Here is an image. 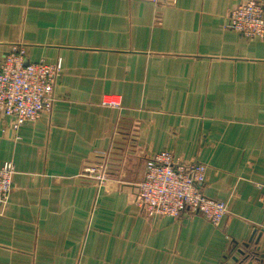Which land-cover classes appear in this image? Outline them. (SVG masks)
<instances>
[{
  "label": "crops",
  "instance_id": "0c3cea01",
  "mask_svg": "<svg viewBox=\"0 0 264 264\" xmlns=\"http://www.w3.org/2000/svg\"><path fill=\"white\" fill-rule=\"evenodd\" d=\"M245 1L0 0V65L13 42L62 61L51 112L0 116V264H264V39L226 27ZM161 151L208 164L219 227L140 210ZM106 157L100 185L85 170Z\"/></svg>",
  "mask_w": 264,
  "mask_h": 264
},
{
  "label": "built area",
  "instance_id": "2783aa9c",
  "mask_svg": "<svg viewBox=\"0 0 264 264\" xmlns=\"http://www.w3.org/2000/svg\"><path fill=\"white\" fill-rule=\"evenodd\" d=\"M226 27L250 40L264 39V4L260 0L239 4L230 12ZM25 53L22 42H13L0 65V116L12 119L13 130L52 111L55 87L62 71L61 59L26 63ZM106 103L120 105L116 98H110ZM207 170L204 162L177 158L170 151L158 152L146 161L144 179L137 185L136 204L150 217H179L189 211L201 214L219 227L228 212V203L203 192ZM85 171L100 185L106 184L108 157ZM15 173L13 162L0 164V204H5L11 195Z\"/></svg>",
  "mask_w": 264,
  "mask_h": 264
},
{
  "label": "rangeland",
  "instance_id": "374dc122",
  "mask_svg": "<svg viewBox=\"0 0 264 264\" xmlns=\"http://www.w3.org/2000/svg\"><path fill=\"white\" fill-rule=\"evenodd\" d=\"M109 99H110V98H109ZM157 153H158V152H157ZM154 154H156V153H154ZM154 154H153V155H154ZM153 155H152V156H153ZM187 160H190V159H187ZM205 164H206V163H205ZM207 166H208V164H207ZM145 172H146V171H145ZM143 179H144V178H143ZM143 179H142V180H143ZM142 180H141V181H142Z\"/></svg>",
  "mask_w": 264,
  "mask_h": 264
}]
</instances>
